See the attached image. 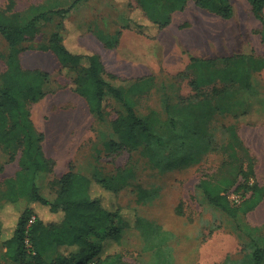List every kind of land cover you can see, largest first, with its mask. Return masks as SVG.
Masks as SVG:
<instances>
[{
	"label": "trees",
	"instance_id": "obj_1",
	"mask_svg": "<svg viewBox=\"0 0 264 264\" xmlns=\"http://www.w3.org/2000/svg\"><path fill=\"white\" fill-rule=\"evenodd\" d=\"M88 1L75 0L71 9ZM113 1L131 6L136 4L127 28L150 40H156L160 32L170 25L172 15L185 11L190 3L223 21L234 16L231 0ZM247 1L255 19L262 25L260 37L264 43V0ZM69 11L34 9L31 17L23 21L22 14L15 11L13 1L0 7V35L10 49L6 71L0 76V148L10 161L18 164L16 174L0 185L3 187L0 190V248L3 259L11 264H129L119 249L114 252L107 249L111 242L121 246L123 229L127 225V228L140 231L144 236V249L152 252L154 257L149 264H174L166 255L167 234L154 222L136 214L126 215V208L117 200L118 192L128 186L134 188L139 203H150L156 197L157 191L145 190L133 183L136 175L132 165L106 172L105 167L99 164L102 151H97L96 164L90 166L91 177L81 169L71 167L55 182L57 194L54 199L42 195L38 179L41 175L52 174L56 163L45 155V137L33 123L31 106L46 98L45 88L50 75L41 70L23 69L20 55L27 51L23 45L37 38L41 24L60 20V31L51 34L47 46L39 51L52 53L62 73L76 74L73 91L86 102L96 122L106 123L108 92L123 107V112L110 124L104 151L110 157L127 152L131 160L139 154L160 173L198 163V157L211 148V144L205 145L199 135L183 141L177 133V118L184 122L198 118L196 113L201 110L218 111L234 117H239L237 114L241 111L243 115L245 95L254 94L253 80L255 75L264 71V58L253 55L219 60L190 57L187 67L192 77L190 87L197 97H202V101L185 107L187 100L178 97L175 104L169 98L168 103H163L167 119L161 122L153 113L139 115L130 97L135 92L144 93L148 89L144 87L146 85L140 88L134 84L126 93L115 88L107 82V72L98 54L80 46L74 50L67 44L63 23ZM120 36L121 32L113 37L101 34L98 37L107 49H114ZM210 88H213L212 93L208 92ZM206 117V114L201 115L198 118L201 121L195 127L202 128ZM225 133L227 139L219 148L224 156L223 162L211 176L202 177L196 188L211 207L231 219L240 220L264 201V186L250 182L255 176V158L240 137L238 128L226 127ZM172 145L177 148L171 150ZM179 149L183 150L182 158L179 157ZM3 171L0 168V174ZM107 194L108 202L104 201ZM231 194L241 195L240 203H233ZM20 204L26 205V209L15 223L3 218L4 213L19 209ZM176 213L182 215V208L179 207ZM128 219L130 222L125 224ZM242 229L246 241L242 245L241 256H228L222 264H264V228L243 226ZM103 251L106 255H102Z\"/></svg>",
	"mask_w": 264,
	"mask_h": 264
},
{
	"label": "rangeland",
	"instance_id": "obj_2",
	"mask_svg": "<svg viewBox=\"0 0 264 264\" xmlns=\"http://www.w3.org/2000/svg\"><path fill=\"white\" fill-rule=\"evenodd\" d=\"M9 1L14 2L15 11L22 14L23 21L31 17L34 9L71 10L63 23L67 44L74 50L80 46L98 54L107 72L106 80L115 88L126 93L134 84L148 87L144 93L135 92L130 95L139 115L153 113L163 122L167 119L163 103H168L169 98L175 104L178 103V97L187 100L183 105L185 107L202 101V97H197L190 87L192 77L187 67L192 57L191 52L186 51L178 58L173 56L165 46L167 35L157 42L134 38L123 42L121 47L118 44L114 49L104 46L98 37L100 34L113 37L127 27L126 19L133 12L129 3L89 0L71 9L75 0H0V7ZM231 2L234 8L231 20L217 19L206 25L211 32L212 41H207L202 57L219 60L237 55H253L264 58V43L260 37L262 25L255 19L250 4L247 0ZM202 16L214 18L207 13ZM61 26L60 20L41 24L40 34L35 40L24 43L27 51L20 55L23 69L41 70L50 75L45 88L46 98L31 106L33 123L45 137V155L56 163L52 174L41 175L38 179L42 195L47 199H54L57 194L55 182L67 174L71 167L81 169L91 177L90 166L96 164L94 160L97 151H102L99 164L105 167L106 172H112L116 168L126 169L132 165L136 175L133 183L145 190L157 191L152 202L142 204L138 202L134 188L128 186L118 192L117 200L126 208V215L136 214L154 222L167 234L169 240L166 255L174 264H222L228 256L239 258L242 245L246 241L242 227L264 228V201L248 216L234 220L211 207L196 186L202 177L211 176L223 162L224 156L219 148L227 139L225 128L229 126L238 128L240 137L255 158V176L251 178V184L264 186V71L254 77V94L245 95L243 115L241 111L237 114L239 117H234L222 115L218 111L210 113L201 110L196 113L198 118L204 114L207 117L200 129L195 127L201 121L196 117L185 122L182 118H177V133L183 141L199 135L205 145L211 144V148L205 155L198 157V163L160 173L139 154L131 160L127 152L110 157L104 151L110 124L123 112V107L108 92L106 123L99 124L90 113L86 102L73 91L76 74L62 73L52 53L39 51L47 46L51 34L60 31ZM214 43L215 49L212 46ZM9 52L7 43L0 35V76L6 71V57ZM212 90L210 88L208 92L212 93ZM215 102L214 100L213 103ZM176 148L172 145L171 150ZM179 151V157L182 158L183 150ZM0 168L4 170L0 174V185L18 171L17 162L10 161L1 148ZM108 198L109 194L104 201ZM230 199L233 203H240L242 200L238 194H231ZM179 207L182 208V215L176 213ZM25 209L26 205L20 204L19 209L6 212L2 216L10 223H15ZM128 220L125 224L130 222ZM143 237L140 231L125 225L121 246L117 247L111 242L107 249L110 252L119 249L129 264H149L154 261V257L152 252L145 251ZM2 251L0 248V264H11L3 259ZM102 255H106L105 251Z\"/></svg>",
	"mask_w": 264,
	"mask_h": 264
},
{
	"label": "crops",
	"instance_id": "obj_3",
	"mask_svg": "<svg viewBox=\"0 0 264 264\" xmlns=\"http://www.w3.org/2000/svg\"><path fill=\"white\" fill-rule=\"evenodd\" d=\"M135 6L136 4H132L131 9ZM205 13L207 12L198 8L195 4H188L185 11L175 12L172 15L170 25L160 32V35L156 40H150L126 27L124 30L122 29L120 31L121 36L118 44L121 47L123 42L130 41L134 38H143L147 41L157 42L163 40V37L167 35V42L165 46L173 56L178 58L183 56L184 52L190 51L192 57L205 59L202 57V52H204L207 47V41H212V37L210 35L211 32L208 31L206 25L217 19L222 20L214 15H211V17L214 18H206V16H202ZM131 15L132 14H130V16ZM129 17L126 19V25ZM212 46H214L215 49L216 44L214 43Z\"/></svg>",
	"mask_w": 264,
	"mask_h": 264
},
{
	"label": "built area",
	"instance_id": "obj_4",
	"mask_svg": "<svg viewBox=\"0 0 264 264\" xmlns=\"http://www.w3.org/2000/svg\"><path fill=\"white\" fill-rule=\"evenodd\" d=\"M33 220H34V219H33ZM33 220H32V221H33ZM26 243H27L28 246H30L28 241H26Z\"/></svg>",
	"mask_w": 264,
	"mask_h": 264
}]
</instances>
